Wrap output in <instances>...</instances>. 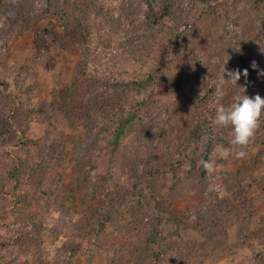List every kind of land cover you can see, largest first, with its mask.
<instances>
[{
  "label": "rangeland",
  "instance_id": "374dc122",
  "mask_svg": "<svg viewBox=\"0 0 264 264\" xmlns=\"http://www.w3.org/2000/svg\"><path fill=\"white\" fill-rule=\"evenodd\" d=\"M62 1L64 0H59L58 5L51 6L47 0H6L4 12L0 9V97L8 100L6 104L11 105L12 112H15L16 108L21 107L22 104L35 106V109H38L44 102H53L54 91L70 88L75 84L82 87V78L78 76L81 54L74 48L61 49L53 38L49 40L46 47L44 40L41 39L43 34L53 31L65 37L66 32L62 26L65 20L76 33H79V25L83 23L90 27L92 34L89 46L98 53V56L101 55L100 58L97 57L100 63L112 66L113 69L110 71L115 77H126V74L130 77L128 71L130 68L136 69V75L139 72L145 74L154 63L156 64L155 57L159 47L169 48L170 54L180 49L179 39L171 38L170 34L165 33L166 35L159 39L149 40V44L144 48L147 52L142 57L144 63L140 62L141 56L137 59L130 56L127 45L130 38L126 37L131 34L126 33V29H133V25L138 26V23L146 19L150 7L156 8L161 0H143L141 8L135 7L133 17L129 9L125 11L127 6H124L122 0H106L105 5L108 9L114 7L111 14L115 21L110 25L104 20L99 21L94 15L87 17L72 15L71 18H67L66 13L59 11L66 10ZM71 1L73 3H68L70 6L82 5V0ZM199 1L196 0V3L189 4L185 8L193 23H198L201 10L205 8L206 3H211L214 13L225 20L238 0H205L204 3ZM127 17L132 19L131 23ZM116 21L120 22V26L124 29L120 30L121 27L115 29L113 26H117ZM127 24L128 27H126ZM232 25L226 26L231 29ZM69 31L74 37L76 36L71 30ZM252 31L255 32L254 29ZM99 36H103L102 40ZM225 37L227 41L230 39L229 34H225ZM68 41H71L70 38ZM210 41H217L216 36ZM224 42V38L216 42V47L220 48L217 47V53H213L214 49H209L210 65L212 62L215 63L214 69L217 75H223L225 68L227 71L240 69L243 72L237 54L230 51L233 46L225 45L224 47ZM259 53V50L255 51V54ZM255 64H257L256 67L263 68L262 72H264V65ZM94 65L98 67L97 62ZM179 65L188 72V79L192 83L189 84V81L185 82L186 84L182 83V86L175 90L166 83L175 79L173 74L176 70L172 69L163 80L166 81L164 86L159 87L154 93L153 101L150 103L154 114L152 112V124L148 127L152 139L150 149L154 157H166L170 152L168 149L175 142L173 134H170L169 139L161 137L159 122L162 118L172 120V132L177 138L181 136L179 143L183 142L182 144L186 143L188 139L186 137L192 131L193 122L206 121L207 129L203 132L204 141L202 140L201 143L199 157L204 155L203 150L208 149L212 170L208 172L207 191L204 194L199 191L200 187L195 182L179 186V179L186 176L180 172L174 175L172 170L167 171L156 182H147V179H143L144 167L142 166L137 172H131L130 167L126 165L125 157L148 159L146 158L148 148L145 145H141L140 151L134 146L137 136L135 134L139 129L135 126L137 130L129 133L120 145L109 144L100 150L94 148L97 142L94 140L92 148L82 154H77L69 145L64 153L61 152L64 158L58 166L50 168L52 171L59 172H52L50 176L52 189H54L53 184L62 185L59 187L58 194L57 191L51 192V195L56 192V195L51 198L44 200L32 198L31 188L25 182L19 184L16 180L4 182L0 188V232L7 228L17 235L20 225L32 224L34 227L39 223V216L42 215L45 216L44 224L41 225L37 239L43 252L48 256L49 264H65L67 245H74V242H79L82 246L77 264H111L112 246L118 243L128 245L129 242L134 241L132 239L139 237L140 233H135L129 221L135 218L132 210H137V213L141 210L139 205L141 193H147V197L150 198L148 193L158 191L165 198L169 195L168 191L175 186V190L189 193L187 199L174 201L168 198L169 215L172 218L181 217L186 225L184 234L192 247L189 264H264V223L262 222L264 219V121L259 123L250 143L245 148L233 146L230 143L232 134L229 127L216 126L215 130L214 125V128L210 130L208 126L207 118L213 121L217 104L216 96L207 93L205 75L194 72L195 64L191 60V55L180 60ZM252 65L251 62L248 68H252ZM251 75L248 74L247 78L243 76L245 80L247 79L244 84L247 88L246 94L249 97L260 95L264 98V79H259L258 85L250 77ZM261 78L264 77L261 76ZM238 83L242 86L241 81ZM238 93L237 86H226L222 101L225 106H228L233 96ZM24 112L29 116L23 117L25 119L23 121H27V133H22L18 129L20 139L12 135L10 141L2 145L0 157H3L5 164L3 171L7 167L13 169L20 159L31 155L36 162H39V150L34 143L44 138L49 129H56L70 136L78 135L83 137L81 140L84 141L92 139V135H88L83 126H80V121L84 119L80 111H75V115H71V119H75L74 125L73 123L71 125L65 115L56 109H51L47 116L42 114V110L40 115L38 110H35L32 115L27 111ZM172 113L174 115L171 116ZM139 114L141 115V112ZM48 116L51 118L50 122L47 120ZM77 128L79 130H76ZM139 137L140 135L137 138ZM241 150L246 153L243 158L237 156V152ZM75 153L76 157H79L78 160L82 159L79 164L82 166L77 167L75 164L76 161L73 158ZM61 154L58 150V153L54 152L52 156H61ZM86 157H91L93 181L99 179L101 189L95 190L97 185L93 182L90 184V190L88 186H84L77 193H73L79 169L86 166L84 164ZM176 180L177 183H174ZM148 183H156V185L150 187ZM123 187H125L124 190ZM134 192L137 195L135 198L131 196ZM78 193L83 196L90 195V198L83 200ZM116 194L122 197L128 195L129 199L124 204H117L122 207V212L117 211L113 223L107 228L106 244L91 237L87 230H79L78 224L84 215H91V212L96 215L97 208L106 204V198L114 199L113 195ZM22 197H28L31 200L26 207L22 204ZM85 200L88 204H84ZM128 200L131 201L126 207L124 205ZM63 205L68 206L66 209L70 214L66 222L62 219V213H65ZM201 205L210 207L215 215L219 216L214 219L218 220L221 229L218 238L209 234L203 220L191 215V210ZM214 220L213 223L216 222ZM2 240L3 238L0 237V242ZM150 249L156 252L154 247Z\"/></svg>",
  "mask_w": 264,
  "mask_h": 264
},
{
  "label": "trees",
  "instance_id": "16d2710c",
  "mask_svg": "<svg viewBox=\"0 0 264 264\" xmlns=\"http://www.w3.org/2000/svg\"><path fill=\"white\" fill-rule=\"evenodd\" d=\"M47 1L51 6H56L59 0ZM142 1L122 0L121 2L124 6H127L125 11L129 9L133 17L135 7L141 8ZM62 2L66 10L59 11L66 13L67 18H71L72 15H83V17L84 15L85 17L94 15L96 19H99V21L104 20L108 25L115 21L111 14L114 11V7L108 9L105 5L106 0H82L81 6L78 4L70 6L68 3H73L71 0ZM199 2L204 3L205 0H200ZM193 3H196V0H161L156 8L150 7L146 19L138 23V26L133 25V29H126V33L131 34L126 37L131 39L127 43L130 49V56L135 59L141 56L140 62L142 63L145 62L142 57L147 52L144 48L149 44L150 39H159L167 33L170 34L171 38L179 39L180 49L173 51L172 54L169 53V48L162 49L159 47V51L156 53L157 57H155L156 64L154 63L145 74L139 72L136 75V69L133 68L128 69L130 77L128 74H126V77H115L111 74L110 69H113L112 66L100 63L97 57L100 58L101 55L98 56V53L89 46L91 45L92 31L85 23L79 25V33H76L73 27L66 24V20L63 21L62 26L66 32L64 34L65 37L59 36L56 31L43 34L41 39L44 40L46 47L49 40L53 38V41L61 49L74 48L76 52L81 54L78 76L82 78V87L75 84L74 86L79 88L72 86L60 91H54L52 93L54 97L52 103L44 102L38 109H35V106L22 104L21 107L16 108L15 112L11 111L10 104H6L8 100L0 97V150L3 144L6 145L10 141L12 135L20 139L17 133L18 129L22 133H27V121H23L25 120L23 117L29 116L24 111L32 115L35 110H38L40 115L42 110V114L47 116L51 109H56L65 115L71 125L72 123L74 125L75 121V119H71V115H75V111H80L82 117H84L80 121V126H83L88 135H92V139L89 138L88 141H84L83 139L81 140L83 137L78 135L70 136L59 130L49 129L44 138L34 143L39 150V162H36L31 155L20 159L13 169L7 167L3 171L5 164L3 157H0V188L4 182L16 180L17 184L25 182L31 188L32 198L38 200L51 198L56 195V192L52 195L51 192L57 191L58 194L60 192L59 187L62 185L53 184L54 189H52L49 181L50 176H52V172H59L57 170L52 171L50 168L58 166L64 158L62 154L69 145L77 154H82L92 148L94 140L97 141L94 148L100 150L109 144L120 145L129 133L131 134L134 130H137L135 126H138L139 129L135 134L137 136L135 137L134 146L140 151L141 145H145L148 148V157H146L148 159L144 157H125L126 165L130 167L131 172H137L140 166L144 167L143 179H147V182L158 181L159 177H163L167 171L172 170L175 173L174 175L180 172L186 176L179 179V186L195 182L200 187L199 191L204 194L207 191L209 172L204 167V163L210 162L208 149L202 151L204 153L202 157H199V155L202 140L204 141L203 132L207 129L206 121L193 122L192 131L187 135L186 143L182 144L183 142L179 143L181 136L177 138L172 132V120L162 118L161 122H159L161 137L169 139L170 134H173L175 142L168 149L170 152L167 153L166 157H154L153 151L150 149L152 139L148 129L152 124L151 114L153 112L150 103L153 101V95L158 88L164 86L166 81L163 80L169 75L170 70H176L173 74L175 79L172 78L173 81L170 80L166 83L174 87L175 90H178L182 83L189 81L188 72L183 66H178V62L189 55H191V60L195 64L194 72L206 77L207 93L211 96H216V89L223 75H217L216 69H214L216 68L215 63L212 62L210 65L211 53L209 49H214L213 53H217L216 49L219 46L216 47V42L223 38L225 40L224 47L225 45L233 46V49L230 50L231 53L237 54L241 68L243 70L247 69L248 74H252L250 77L259 85V79H264L260 75L263 68L248 67L251 62L252 64L261 63L260 65H264V0H238L225 20L214 13L211 3L208 2L205 4V8L203 7L201 10L198 23H193L190 15L185 10L187 5H192ZM6 4V0H0L2 12H4ZM127 20L129 23L132 22V19L128 17ZM170 23L172 26H168ZM79 24L81 23L79 22ZM228 24H233L231 29L227 28L226 25ZM128 26L127 24L126 27ZM113 27L115 29L121 27L120 30L124 29L123 26H120V22ZM253 29L255 32L252 31ZM69 30L76 36L74 37ZM225 34L230 36L228 41ZM214 36H216L217 41H210ZM69 38L70 42L68 41ZM99 38L101 39L103 36H99ZM256 50H259L260 53L255 54ZM96 62L98 67L94 65ZM246 80L242 75L240 80L242 86H244ZM191 83L192 81H189V84ZM237 90H239L238 87ZM255 90H257L256 87ZM140 112L141 115L139 114ZM172 115L174 114L172 113ZM47 120L50 122L51 118L48 116ZM261 121H264V116L261 117ZM207 122L210 130H212L214 128L213 121L211 122V119L207 118ZM76 130L79 129L77 128ZM139 135L140 137L137 138ZM119 148L121 149L120 146ZM58 150L60 154L63 152L61 156L56 155V157H53L52 153H58ZM76 153L73 158L76 161L75 164L79 167L82 166L79 165L82 159L78 160L79 157H76ZM90 158L86 157L84 162L86 166L83 165L84 167L79 169L73 193H77L84 186H88V190H90V184L93 182L97 185L94 188L95 190L100 191L101 189L100 180L93 181L94 171H92L90 166ZM177 180L174 183H177ZM131 181H133V178H131ZM152 185L155 186L156 183H148V186L151 187ZM175 188V186L172 187L168 191L169 195L165 198L158 191L152 194L148 193L150 198L147 197V193H141L142 196L139 202L141 210L138 213L137 210H132V213H135V218L129 221L135 233H140L139 237L132 239L134 241L129 242L128 245L118 243V245L112 246L110 249L111 264H189L192 256V247L189 239L184 234L186 225L182 222L181 217L172 218L169 215L170 207L168 206V198L174 201L187 199L189 193L175 190ZM122 189L124 190L125 187ZM135 195L136 193L134 192L131 196L135 198L137 196ZM79 197L84 200L85 198L89 199L90 195L83 196L79 194ZM113 197L114 199L106 198L108 201L106 200L104 206L97 208L96 215L92 212L91 215L86 214L82 217L84 223L80 220L78 224L79 230H87L91 237H95L97 240L105 242V244L107 242V228L113 223L114 218L117 216V211L122 212V207L117 204H124L129 199L128 195L122 197L120 194H116ZM131 200H128L124 206L127 207ZM22 201L23 206L26 207L31 200L28 197H22ZM84 204H88L87 200H85ZM17 205L20 204L17 203ZM62 207L65 212L62 213V219L66 222V218L70 215L66 209L68 206L63 205ZM191 215L205 222L207 231L209 230V234L212 237L218 238L220 236L219 222L214 220L219 216L215 215L210 207L198 206L191 210ZM39 217V223L34 225V227L32 224L20 225L19 234L17 235L7 228L1 230L0 237L3 240L0 242V264H49L48 256L43 252L37 239L41 225L44 224L43 218L45 216L41 215ZM213 220L216 222L213 223ZM262 222L264 223V219H262ZM73 244L71 246L70 244L67 245L68 249H66L64 257L65 264H77L79 260L78 256L82 252V246H80L79 242H74ZM153 247L156 252L151 251L150 248Z\"/></svg>",
  "mask_w": 264,
  "mask_h": 264
},
{
  "label": "clouds",
  "instance_id": "9594fccd",
  "mask_svg": "<svg viewBox=\"0 0 264 264\" xmlns=\"http://www.w3.org/2000/svg\"><path fill=\"white\" fill-rule=\"evenodd\" d=\"M252 67H256L255 63H253ZM241 75L247 78V69L241 72L240 69L227 71L225 68L223 77L219 80L216 89L217 107L213 123L218 127H229L232 134L230 143L243 149L250 143L255 130L261 122V117L264 116V98L260 95L249 97L246 94L247 88L238 83ZM260 75L264 76V72L260 73ZM229 85L237 86L239 93L233 96L228 106H225L222 101L225 96V88ZM245 155L246 153L243 150L237 152L239 158H243ZM204 167L208 171L212 170V165L209 162H205Z\"/></svg>",
  "mask_w": 264,
  "mask_h": 264
}]
</instances>
